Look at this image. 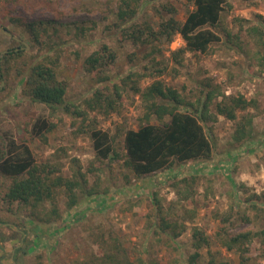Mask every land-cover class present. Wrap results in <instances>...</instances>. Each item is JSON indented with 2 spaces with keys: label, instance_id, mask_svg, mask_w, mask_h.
Listing matches in <instances>:
<instances>
[{
  "label": "rangeland",
  "instance_id": "obj_1",
  "mask_svg": "<svg viewBox=\"0 0 264 264\" xmlns=\"http://www.w3.org/2000/svg\"><path fill=\"white\" fill-rule=\"evenodd\" d=\"M119 1L0 0V66L4 74L0 79V154L9 149L11 139L26 142L37 162L57 165L66 176L80 163L90 186L108 189L92 200L78 191L81 204L71 209L67 196L59 193L61 217L55 219L49 202L39 209L8 202L5 195L12 178L0 173V264H99L96 259L103 250L93 239L101 238L102 230L109 244H114L111 233L123 241L128 264H186L195 250L194 227L210 239V246L200 250L198 264H209L211 256L227 264H264V244L259 239L242 261L240 252L227 250L220 237L224 228L236 232L264 227V210L259 208L264 205V70L259 64L257 42L248 33L250 26H264V0H227L229 7L222 13L221 26L239 37L232 44L215 43L209 53L188 50L181 54L180 63L172 53L185 46L180 34L172 42L163 38L158 43L139 45L122 38L115 25ZM168 3L177 8L181 21L194 7L189 0H145L136 20L157 29L162 18L171 15L163 6ZM47 20L62 24L65 43L59 51L58 75L68 83L67 101L78 106L98 86H112L128 73L142 71L146 74L139 79L142 87L162 81L193 102L211 86L226 94L241 93L256 99L257 106L240 112L252 114L253 137L237 141V122L218 115L212 124L215 150L210 158L175 162L142 177H135L123 160H99L90 132L80 130L90 119L84 124L81 117L52 111L21 92L29 66L48 62V57L55 55L35 42L27 27V23ZM103 44L117 56L100 74L105 80L98 81L86 71L84 60ZM15 50L21 53L4 59L8 51ZM212 112H216L214 107ZM142 114L140 94L130 89L120 112L104 115L91 111L89 115H96L97 125L116 135L114 145L124 156L126 131L140 126ZM38 117L56 123L45 138L32 132ZM181 178L192 180L193 187L178 194V189H186L184 182L179 183ZM155 193L164 215L183 225L178 238L157 234L149 226L155 214ZM188 193V198H183Z\"/></svg>",
  "mask_w": 264,
  "mask_h": 264
},
{
  "label": "trees",
  "instance_id": "obj_2",
  "mask_svg": "<svg viewBox=\"0 0 264 264\" xmlns=\"http://www.w3.org/2000/svg\"><path fill=\"white\" fill-rule=\"evenodd\" d=\"M189 1L194 7L183 21L177 17L178 11L173 4H164V8L171 15L167 19L162 18L156 29L148 22L136 20L145 0H120L115 25L120 30L122 38L131 40L135 45L158 43L163 38L172 42L174 37L180 34L185 46L172 51L179 63L182 62L181 54L188 50L205 54L212 50L215 43L235 42L239 36L221 26L222 13L229 7L227 0ZM27 27L33 40L45 45L48 51L53 50L55 55L48 57V62L37 61L29 66L21 90L22 94L34 102L47 105L52 111L61 110L72 114L74 118L81 117L84 124L90 119L86 127L84 125L80 130L90 132L93 148L99 160H123V164L135 177H142L166 169L175 162L184 163L189 160L210 158L215 150L212 124L217 120L218 115L237 122L235 131L237 141L250 140L253 137L252 114L240 115V112L257 106L256 99H248L241 93L226 94L219 87L211 86L198 96L196 102H193L187 100L177 89L165 87L162 81L155 80L150 85L142 87L139 79L146 75L142 71H132L112 86L106 84L98 86L91 96L85 97L77 106L76 103L67 101L68 83L58 75L61 57L59 51L65 43L61 35L62 24L47 20L27 23ZM81 30L83 32L84 28ZM248 33L257 42L259 64L264 70V26H250ZM19 53L21 50L8 51L4 59L7 60L9 56ZM116 56V52L109 45L103 44L85 58L84 67L92 77L103 81L105 78L100 77V74L114 63ZM3 78L4 74L0 66V79ZM130 89L140 94L143 114L140 117V126L126 131L124 139L126 152L122 156L114 145L116 135L99 127L97 116L90 118L89 114L91 111L104 115L120 112L124 95ZM213 107L216 112H212ZM55 126L56 123L48 117H38L33 124L32 132L34 136L45 138V134L52 131ZM9 142V149L2 150L0 154V173L12 178L5 195L8 202H17L19 207L38 209L49 202L52 206V215L55 219L57 217L59 219L61 217L58 211L59 193L63 192L67 196L68 209L81 204L79 192L88 200L107 193L108 189L100 191L89 185L87 171L83 170L80 163L73 165L72 174L66 176L60 172L57 165L37 162L26 142L18 143L15 139ZM245 143L246 141L241 144ZM182 182L185 183L186 189L184 191L178 189V194L185 193L193 187L192 180L181 178L179 183ZM188 195L189 193L182 196L188 198ZM255 196L261 197L258 194ZM153 204L155 214L149 226L153 227L157 234H166L170 239L178 238L183 225L180 226L178 221L170 220L164 215L157 193L153 197ZM261 206L259 208L264 210V205ZM45 220L51 221L54 218L46 217ZM224 231L220 234L223 246L229 251L240 252L242 261L252 251L251 247L255 239H259L264 244V227L256 230L246 228L236 232H228L224 228ZM104 233L105 231L102 230L101 238L93 239L103 250L96 259L98 263L123 264L130 261L119 236L111 233L114 244H109ZM192 245L195 250L187 258L186 264H198L200 250L210 246L208 235L199 227L193 229ZM209 264L227 263L211 256Z\"/></svg>",
  "mask_w": 264,
  "mask_h": 264
},
{
  "label": "water",
  "instance_id": "obj_3",
  "mask_svg": "<svg viewBox=\"0 0 264 264\" xmlns=\"http://www.w3.org/2000/svg\"><path fill=\"white\" fill-rule=\"evenodd\" d=\"M4 31H6L7 33H10L6 28H3Z\"/></svg>",
  "mask_w": 264,
  "mask_h": 264
}]
</instances>
